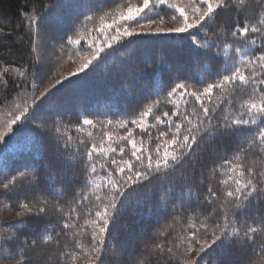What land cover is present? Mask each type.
Segmentation results:
<instances>
[{"label": "trees", "instance_id": "1", "mask_svg": "<svg viewBox=\"0 0 264 264\" xmlns=\"http://www.w3.org/2000/svg\"><path fill=\"white\" fill-rule=\"evenodd\" d=\"M127 2L136 4L138 0H0V203L17 214L13 219L0 217V237H15L0 240V245L11 260L38 264L40 258L44 264H71L66 257L61 258V253L71 252L73 242L79 241L84 249L76 248L80 254L76 264H87L84 252L98 227L85 225L81 229L80 225L95 216L94 205L99 204L102 210L108 203L112 196L109 178L122 183L123 174L113 172L115 166H107L108 162L119 161L123 156L139 169V162L131 156L132 144L121 137L131 133L137 148L143 150L142 158H155V148L160 146L163 156V141L172 134L160 137V132L167 131L172 123L181 124L184 115L196 124L197 117L191 113L200 110L201 103L206 107L218 103L216 115L220 109L237 116L244 111L240 103L248 101V96L241 97L239 93L221 94L214 89L211 99L201 101L182 95L181 89L168 95L177 83L186 84L188 92H202L221 78L226 62L252 58L234 50L249 47L243 42L256 39L257 44L249 48L255 52L261 43L259 37L226 35L234 21L247 23L243 15L238 11L221 12L216 24L208 27L207 37L203 31L191 30L201 42L210 39L226 48L225 57L217 47L207 54L204 49H197L188 33L169 32L168 28L179 26V20L171 21L169 16L179 14L166 5L157 9L168 14L164 25L159 20L150 24L148 17L154 13L147 11L139 18L143 27L134 21H120ZM257 14L264 15L259 11ZM108 25L113 27L102 31ZM120 26L121 31L128 27L134 34L111 40ZM69 40L79 43L71 44ZM97 48L102 51L93 59ZM44 50L49 55L45 56ZM89 59V68L79 72L78 66ZM21 71L24 75H19ZM244 72L247 75L248 69ZM57 80L61 83L56 84ZM33 84L37 87L33 88ZM252 100L259 102L258 96ZM148 107H152L153 114L144 118L145 130L138 123ZM166 111L169 117L161 115V119L168 123L153 118ZM21 113L9 130V122ZM85 119L91 120L92 125L84 124ZM255 129L252 126L251 132L228 136L198 134L189 156L175 170L153 169L147 179L124 186L123 194L116 195V208L108 209L107 230L98 237L105 241L102 264H260L264 258L260 250L264 235L256 236L254 242L234 241L225 251H218L219 242L212 244L213 221L217 217L209 218L208 213L223 201L209 205L204 200L209 187L221 194L236 187L229 178L239 176V172L231 169L244 160L251 163L257 159L242 151L249 148L247 139ZM184 134L181 128V135ZM93 144L104 148L111 145L117 151L103 156L94 153L89 159L86 152L92 150ZM120 147L124 148L123 154ZM234 157L241 159L234 161ZM92 164L96 166L95 173L90 171ZM21 172L27 179L20 178ZM13 177L16 185L11 191L3 189L2 184ZM224 180H228V185ZM82 194L88 199L81 201ZM96 196L107 198L101 203ZM40 199L48 201V215L20 214V205L36 206ZM53 205L62 208V217L51 211ZM232 212L241 221L252 223L253 218L258 220L264 214V202L254 200L246 209H232L230 218ZM205 221L209 225L206 232L200 228ZM65 222L76 227L63 229ZM62 229L63 233L57 235ZM193 232L199 243L192 244L191 251L186 252L185 240H191ZM43 235H51L53 240L43 242ZM205 242L211 247L201 252ZM156 243L173 248V253H161L155 249ZM3 255L0 253V264Z\"/></svg>", "mask_w": 264, "mask_h": 264}, {"label": "snow or ice", "instance_id": "2", "mask_svg": "<svg viewBox=\"0 0 264 264\" xmlns=\"http://www.w3.org/2000/svg\"><path fill=\"white\" fill-rule=\"evenodd\" d=\"M161 5H166L168 8L175 9L179 14V17L175 14H171L169 19L171 21L179 20V26L168 28L169 32L177 33H188L190 41L197 49H204L205 54L211 52L213 47H217L219 51L223 52L225 57L228 56L226 48H220L219 44L210 40L205 39L204 42H201L198 39L196 33H193L191 30L196 29L198 32L203 31L204 36H208V27L215 25L217 18L221 12L227 11H238L240 15L245 17V22H233L229 27L228 33L235 38L238 36L250 37L255 35L259 37L261 43L260 46L256 48L255 52L261 53L256 55L255 52L249 50L251 45L257 44L256 39H249L243 43H247L249 47L246 48H236L235 52L243 51L245 56H251V59H247L244 62L235 61L228 64L226 62L224 74L218 81H215L209 84L202 92H188L187 85L184 83H177L175 87L171 89L168 93L169 96L175 94L177 89L184 90L182 95H191L197 101H201L202 98L205 100L211 99L214 89H219L220 93H231V94H241L248 96V101L240 103V108L244 111H240L238 116L225 113L223 109H220L219 115H216V109L219 106L213 104L212 107H206L204 103H201L200 110H194L191 114L197 117V123L193 124L192 120L188 118V115H184L181 121V124L176 125L174 123L170 124L167 131H161L160 137L168 136L169 133H172L170 138L163 141V156L160 155L161 147L157 146L155 148V158L153 156L143 157L142 148H137V144L134 140L131 139V133L128 137H121V140H125L128 143L132 144L134 149L131 152V156L135 157V160L139 162V169L137 164L133 163L131 160H124L123 156L119 161L116 159H111L108 162L107 166H115L112 171L119 172L122 175V183L120 180H113L109 178L108 185L111 186L110 191L112 196L109 199L108 203L100 209V205H94L96 208L95 216L91 219H86L84 225H80V228L83 229L85 225L96 226L98 231H93L91 234V239L88 243V250L84 252V256L87 258V264H102L101 257L103 254V245L105 244L104 240L98 239L101 233H104L107 229L105 227L108 217V209L116 208L115 198L116 195H122V188L127 185L135 184L139 181L145 180L148 178L149 173L155 169L159 171L161 168L171 167L173 170L177 166L182 165L183 161L189 156V151L192 149V144L197 142V135L201 136H213L214 134L220 133L223 135H235L237 133L251 132L252 126H256L255 133L247 139L249 148L246 151L247 154L256 155L257 159L251 163L247 160H244L242 164H236V167L232 168L233 173L239 172V176H233L229 179H232L236 187L231 190L225 189L221 194L219 190L209 187L207 192L209 195L204 197V200L209 205H214L217 200L223 201L217 207H213L212 210L208 213V217H217L213 221L214 230L212 232V244H218V251H225L234 241L237 243L240 242H254V238L259 235H264V214L259 216V219H252V223H249L248 220L241 221L235 212H232L230 218L229 211L232 209H246L248 205H251L254 200L264 202V15H258V11L261 14H264V0H138V3L133 4L127 2L125 5V10L120 13V21H134L140 27L139 18H143L147 12L154 13V16L148 17L150 24H155L159 20L160 25L165 23V15L167 13L161 14V11H158ZM251 13V15H248ZM91 19V17H88ZM115 23V21H114ZM113 27V25H108L103 28L102 31H107V28ZM117 27L116 34L111 36V40L118 41L122 36H131L133 31H130L128 27ZM163 31V28L160 29ZM71 44L79 43L78 40H69ZM107 43V41H105ZM225 45L227 41L225 40ZM110 46V45H109ZM230 46V45H229ZM99 51L102 49L97 48L96 52L92 53L93 59L98 55ZM243 59V58H242ZM92 64V60L89 59L84 63H81L78 66L79 72H84L85 69H88ZM244 69H248V74L245 75ZM8 69L4 70V73H7ZM76 73H70V75H75ZM2 75V74H0ZM19 75H24V72H19ZM61 81L57 80L56 84H60ZM55 85H53L54 87ZM37 86L33 84V88ZM47 91V90H46ZM43 95V93H42ZM259 102L252 100L253 97H257ZM220 100V96H217V101ZM167 103L175 104V101L166 100ZM229 104H233V101H229ZM235 105L233 104V107ZM27 111V109H25ZM152 107H148L147 110L141 113L140 123L138 127L142 129H147V125L144 123V118L152 115ZM180 115L179 112L176 113ZM23 115L16 116L13 120L9 122V130H11V125L15 124ZM161 115L164 117H169V112H163L160 115H154L153 118L159 123H168V121L162 120ZM204 119H200V117ZM215 121V123H214ZM86 125H92V121L85 119L83 121ZM111 123V121H109ZM137 123V121H133ZM123 126V124L121 125ZM155 127V125H152ZM246 126V127H240ZM175 127V132H172V128ZM181 128H183L184 135H181ZM57 132L60 129H56ZM156 137L155 139H159ZM2 139V137H0ZM71 139V138H69ZM151 139V137H150ZM109 140L111 137L109 136ZM190 141L192 143H190ZM171 147V150L169 148ZM256 149H259V152H256ZM183 150V151H181ZM117 148L111 147L109 145L107 148L93 144L92 150L87 151L86 155L89 159L93 158V154H99L101 156L106 155L108 152H116ZM120 153H124V148H119ZM140 152V155L137 153ZM240 157H234L233 160H239ZM105 165H102L104 167ZM90 171L95 173L96 166L92 164L90 166ZM131 173V174H129ZM20 178L22 180L27 179V176L24 172L20 173ZM241 180L244 183H241ZM17 183L15 177L9 179L6 183L2 184L3 189L11 191V188L14 187ZM203 183V181H201ZM223 183L228 185V180H224ZM100 187L99 185L97 186ZM107 197L96 196V200L103 203L104 199ZM214 198V199H213ZM230 198V199H229ZM88 197L81 195V201L87 200ZM21 215L24 213L35 214L37 216L44 214H49L48 201L46 199H40L36 202V206H30V204H22ZM51 211L58 213L61 217L63 216V210L59 205H53ZM73 211H75L73 209ZM91 216V213H89ZM80 217L78 216L77 219ZM99 221V224L97 222ZM222 221V222H221ZM255 224L256 226H253ZM207 222H202L200 228L204 229L205 232L208 228ZM76 227L75 224L65 222L63 224V229H69ZM195 228V225H192ZM57 233L61 235L63 233ZM199 231V229H197ZM15 239L13 236H4L0 237V240L10 241ZM43 242L52 241L53 237L51 235H43L41 237ZM188 244L187 251H191L192 244L199 243L196 239V232H193L191 240H185ZM35 244V241H32ZM67 247V245H66ZM71 252H62L61 258L66 257L71 264H76L80 259V254L76 252V248H80L82 251L84 245L79 241H74L71 245ZM155 249L159 250L161 253L167 252L169 254L173 253V248L167 247L166 244L156 243ZM205 247H211L205 242V246L201 247V252H204ZM261 252H264V244L261 245ZM4 248L0 245V253H3ZM203 259V257H201ZM17 264H21V261H17ZM187 264H192L191 261H187ZM260 264H264V258L261 259Z\"/></svg>", "mask_w": 264, "mask_h": 264}, {"label": "rangeland", "instance_id": "3", "mask_svg": "<svg viewBox=\"0 0 264 264\" xmlns=\"http://www.w3.org/2000/svg\"><path fill=\"white\" fill-rule=\"evenodd\" d=\"M42 53H44L45 56L47 54L49 55V52H46L45 50ZM46 59H47V57H46ZM2 216H3L4 220H7V219L15 218L17 216V214L15 212H13L6 204L0 203V217L2 218ZM6 253L7 252L4 250L3 251L4 255L1 258V264H17L18 260H11L10 258H8ZM38 264H44V262L40 258H38Z\"/></svg>", "mask_w": 264, "mask_h": 264}]
</instances>
